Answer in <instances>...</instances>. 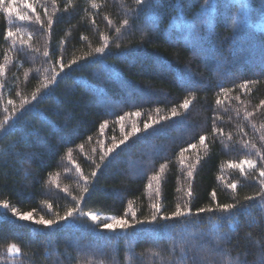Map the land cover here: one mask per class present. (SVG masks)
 Masks as SVG:
<instances>
[{
  "label": "trees",
  "instance_id": "16d2710c",
  "mask_svg": "<svg viewBox=\"0 0 264 264\" xmlns=\"http://www.w3.org/2000/svg\"><path fill=\"white\" fill-rule=\"evenodd\" d=\"M31 3L34 12L20 0L13 5L29 17L25 21L4 11L8 0L0 5V120L8 116L6 127L11 126L8 134L0 132V202L9 204L0 209V264H168L174 243L179 253L181 238L201 233L214 243L226 236L218 243L220 251L210 254L214 264L237 257L260 264L264 207L258 198L243 200L259 191V172L245 167L241 175L229 162L252 159L264 168L256 155L264 152V109L256 108L264 100V28L255 26L264 21V0H208L209 7L205 0H148L142 8L135 0ZM196 18L193 46L190 22ZM125 19L129 25L117 33ZM9 29L15 35L6 38ZM105 43V52L96 54ZM73 59L78 63L61 72L56 61ZM53 71L60 73L56 82L32 101V92ZM246 81L250 91L240 88ZM23 98L32 101L26 110L20 109ZM185 99L192 102L187 111L179 107ZM174 107L179 122L161 120ZM247 112L254 115L246 118ZM155 121L161 130L145 136L144 123ZM133 125L141 138L130 137L127 146L102 160ZM214 127L222 135H214ZM245 142L248 148L242 147ZM157 173L159 185L152 180ZM81 176L91 181L83 211L131 222L133 212L137 219L150 218L152 205L159 203L161 215H170L177 205L191 208L193 215L111 233L79 213L51 229L12 214L16 208L34 219L63 215L75 205L72 197L81 195ZM232 183L235 192L228 187ZM213 191L217 202L240 201L247 209L195 215L200 207H215ZM11 244L21 248L19 255H8ZM202 255L188 252L189 261Z\"/></svg>",
  "mask_w": 264,
  "mask_h": 264
},
{
  "label": "snow or ice",
  "instance_id": "6c2138e0",
  "mask_svg": "<svg viewBox=\"0 0 264 264\" xmlns=\"http://www.w3.org/2000/svg\"><path fill=\"white\" fill-rule=\"evenodd\" d=\"M5 3V0H0V5H3ZM20 3L24 4V6L33 12L35 11L34 7L32 6L31 0H20ZM136 5L140 6L141 8L148 3V0H135ZM16 4V0H8V7L4 9V11L9 14L10 16L15 13V16L17 17L18 20L20 21H25L29 19V17L22 13L18 7H13V5ZM205 7H209L208 5V0H205ZM93 8H96L97 5L93 4ZM47 14V13H45ZM199 21V18L193 19L190 24L193 30V35L191 37L193 41V46L195 40L198 38L196 33L199 31L197 27V22ZM37 22L40 24V26L43 28V21L40 20V17L37 16ZM53 19L49 18L47 20V26L48 29L50 30L53 26ZM200 23H204V21H200ZM109 25H111V21H109ZM129 25V20L125 19L123 21V24L116 28V32L119 33L121 31V28L126 27ZM227 27V24H226ZM234 27L237 28V34H238V28L239 25L234 24ZM19 31V29H17ZM15 35L13 31L10 29L5 33L6 38H11ZM231 39H235V37H230ZM187 39V38H186ZM108 47V44L105 43L104 47H97L95 49L96 54L104 53L105 49ZM119 47V45H117ZM93 54L88 53V56L91 57ZM45 57L49 56V52L44 53ZM79 60H85V57H80ZM56 63L60 64L61 72H63L66 68H71L72 65L77 64L78 60L73 59L71 60L68 64L62 63V61L58 60ZM3 67L0 66V75L3 74ZM60 73H56L53 71V74L51 76V79L48 80L46 83H42L40 87H38L35 91L32 92V101H36L38 97L41 95L43 90L48 89L52 84H54L58 78ZM240 88L243 91H250L248 88V82L246 81L245 83L240 85ZM221 91H225L224 89H221ZM239 99V97H237ZM32 101L28 100L27 98H23L20 102V109H25L26 105H29ZM191 101L188 99H185L182 104L179 105L180 109H184L187 111L191 105ZM9 105H13L14 101L13 100H8ZM217 105H221L222 101L217 99L216 100ZM257 109H264V100H260L259 104L256 105ZM26 110V109H25ZM7 111V109H6ZM16 108L13 107L12 112L13 115L16 113ZM135 115L139 116V113H135ZM254 113L252 112H247L246 113V118L253 116ZM181 113L178 112V110L174 107L171 110V116L170 117H161V120H171L173 122H179L176 121L175 118L180 117ZM9 117L5 116L3 120H0V132H3L4 134H8V132L11 130V126L6 127V125H9ZM123 119V117H121ZM160 122L155 121V122H145L144 127H143V134L146 136L148 134H158L161 129L157 128L156 125H158ZM105 125H101V128H104ZM255 127V125H253ZM264 127V126H262ZM243 131V129H241ZM221 134L222 135V130L219 128L213 129V134ZM130 137H135L136 139L141 138V129L133 125L132 130L128 132L127 135L124 136L123 140L119 142V144H114L112 147L108 148V151L103 154L101 159L103 160L105 157H109V154L114 153L120 145H125L127 146L129 142ZM229 139H231V136H229ZM261 139L264 140V135L261 136ZM199 142L201 145L206 144V137L204 135H201L199 137ZM190 148H195V144L189 145ZM242 147L248 148L249 144L248 142H245ZM251 149H256L255 144H251ZM256 155L259 157L260 161L264 163V152H261L260 150H256ZM184 161L181 159V164H183ZM100 165H97V168H99ZM196 165H191L190 169H195ZM229 167L230 168H238L240 170L241 175L245 173V167H247L249 173L253 171L259 172V191H256L254 195H247L244 196L243 200L244 202H250L253 200H256L257 198L261 202V206L264 207V168H257V162L252 159H247V160H241L239 163H232L229 162ZM77 171L79 169L77 168ZM161 172H163V168H161ZM97 173L93 171L92 176L95 177ZM188 176L192 177L193 176V171L189 170L188 171ZM255 179V177H252ZM81 179L84 180V186L81 192V195L79 198L73 196L72 199L75 201L74 206H70L67 208V210L64 212L63 215H55L53 218L50 219H45L44 215H41L39 219H34L31 213H18L16 208H12V214L14 216H17L19 220H24V221H31L35 225H41L45 229H51L54 226H59L61 222H67L69 219L74 218L77 213L81 217H85L87 221H90L91 224L94 227H99L102 230H106L111 233H115L117 230L120 231H129L130 229H134L137 226H141L144 224L148 225H156L160 222H167V221H172L175 219H179L182 217H189L193 215V211L191 208H184L182 209L179 205L176 206L175 211H173L170 215H161V205L159 203L153 204L152 208L154 209L152 215L150 218L146 219H137V215L135 212L132 213V221L129 222L128 219L116 215H107V216H101L99 213H94L90 211H83L81 208V201L84 199V193H87L89 191V184L91 181H89L88 177L86 176H81ZM152 180L156 181V183L159 185L160 183V173H157L152 177ZM151 187V185H149ZM228 187L235 192L237 189V184L232 183L229 184ZM157 196H159V189H157ZM188 196H192V192H188ZM212 201L215 203V207H200L195 210V215L199 216L202 213H211V214H230L233 213L234 210L244 208L245 210L247 209V204L246 203H241L240 201H237L236 203H219L217 202V194L215 191L211 193ZM51 208V205H49ZM9 208V204L7 202H0V209L7 210ZM127 215V213L125 214ZM130 235H133L132 232H129ZM226 239L225 235H219L216 237V243L213 242V240L209 239L206 237L203 233H201L199 236L197 235H192L189 240H185L183 238L180 239V244H179V253H177V244H173L170 252V259L168 261V264H186V262H189V264H214V262L210 259V254L213 252H219L220 249L218 247V243L220 241H224ZM207 246V247H206ZM195 250L197 252H202L204 255L199 257V260L194 256L191 261H189V256L188 252L189 250ZM7 253L10 256H16L21 253V248L17 247L15 244H11L7 248ZM171 257H174L171 258ZM228 264H246L245 260L240 259L237 257L236 259H233L228 262ZM260 264H264V245L261 246V260Z\"/></svg>",
  "mask_w": 264,
  "mask_h": 264
},
{
  "label": "rangeland",
  "instance_id": "374dc122",
  "mask_svg": "<svg viewBox=\"0 0 264 264\" xmlns=\"http://www.w3.org/2000/svg\"><path fill=\"white\" fill-rule=\"evenodd\" d=\"M256 25V27H259V28H264V21H259V22H256L255 23Z\"/></svg>",
  "mask_w": 264,
  "mask_h": 264
}]
</instances>
